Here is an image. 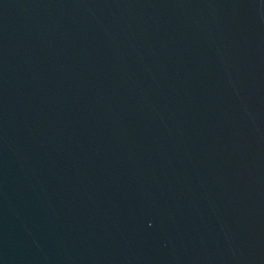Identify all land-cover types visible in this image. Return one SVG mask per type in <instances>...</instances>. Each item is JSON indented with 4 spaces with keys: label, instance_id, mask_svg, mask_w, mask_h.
<instances>
[{
    "label": "water",
    "instance_id": "obj_1",
    "mask_svg": "<svg viewBox=\"0 0 264 264\" xmlns=\"http://www.w3.org/2000/svg\"><path fill=\"white\" fill-rule=\"evenodd\" d=\"M0 264H264V0H0Z\"/></svg>",
    "mask_w": 264,
    "mask_h": 264
}]
</instances>
